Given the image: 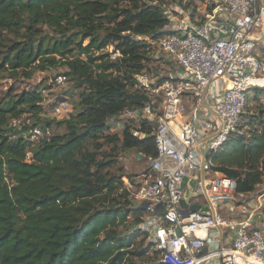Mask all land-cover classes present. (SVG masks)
Segmentation results:
<instances>
[{"label": "trees", "instance_id": "obj_1", "mask_svg": "<svg viewBox=\"0 0 264 264\" xmlns=\"http://www.w3.org/2000/svg\"><path fill=\"white\" fill-rule=\"evenodd\" d=\"M168 1L0 0V73L29 79L62 66L80 89L79 112L58 122L67 131L35 145L23 135L27 127L9 122L25 115L35 118L34 126L52 127L40 124L42 93L24 91L0 104V264H132L145 253L133 247L135 236L150 237L138 228L148 208L135 203L117 163L126 151L146 161L157 155L153 126L141 122L139 138L131 125L121 133L112 128L125 109L148 99L137 75L173 78L158 73L154 46L141 39L168 32ZM209 2L205 13L217 4ZM110 46L121 56L112 60ZM261 88L248 100L263 98ZM238 131L212 156L213 169L234 179L238 193H250L264 183V122L251 115ZM131 214L137 219L127 236L121 227ZM155 251L154 264H162Z\"/></svg>", "mask_w": 264, "mask_h": 264}, {"label": "built area", "instance_id": "obj_2", "mask_svg": "<svg viewBox=\"0 0 264 264\" xmlns=\"http://www.w3.org/2000/svg\"><path fill=\"white\" fill-rule=\"evenodd\" d=\"M216 1L211 12L195 19L168 15V32L155 41L141 38L151 42L156 57L174 62L177 73L162 81L160 75H137L148 99L125 109L112 128L123 132L131 125L139 138L141 122L153 126L157 155L148 157L150 169L127 180L126 187L153 215L138 228L150 233L162 264H264V183L238 193L236 181L215 171L212 159L239 132L250 92L264 88V56L255 53L253 37L264 25V0ZM110 47L112 60L121 56ZM68 110L61 100L50 114L61 117ZM9 123L17 130L27 127L32 145L53 136L52 127L34 126L25 115ZM184 198L200 209L182 208ZM225 234L231 235L229 243Z\"/></svg>", "mask_w": 264, "mask_h": 264}, {"label": "rangeland", "instance_id": "obj_3", "mask_svg": "<svg viewBox=\"0 0 264 264\" xmlns=\"http://www.w3.org/2000/svg\"><path fill=\"white\" fill-rule=\"evenodd\" d=\"M182 2V3H181ZM170 3V4H169ZM167 14H172L177 19H183L187 14H191L192 11L196 10V13L199 15H204V10L207 7L211 6L209 0H169L167 3ZM48 33V32H47ZM50 34V33H48ZM88 43L85 41V44ZM109 49L111 47H108ZM158 53V51H156ZM155 54V52H154ZM153 58L156 59L155 63L158 73H170L175 74L176 65L174 62L167 61L162 54L160 56L153 55ZM66 68L62 66L52 67L45 71H36L33 76L29 79L24 78L23 76L15 77L8 71L0 73V104H3L4 101H9L15 99V96L20 95L24 91H39L44 97L42 104L43 110L45 112L42 115L40 124L45 125L47 122H51L53 129V135L61 134L67 131L65 126H59L58 122L68 117L70 114L78 113L80 109H75L74 103L79 99L80 89L74 88L73 81H70L68 78L64 82H59L58 77L60 75H65ZM155 74V73H154ZM263 88H261L262 90ZM253 89L252 91H254ZM252 93V92H251ZM250 93V94H251ZM264 98V90L262 95ZM262 99V98H261ZM261 99H255L254 94L249 98L246 109L244 111V117L241 119V125L244 124V120L248 119L251 115H259L260 119L262 118L264 122V102ZM61 100H66L69 105V111L63 116L53 119L50 114L52 105L58 103ZM33 122L35 118H30ZM246 124V122H245ZM248 127H244L243 131H246ZM26 132V131H25ZM121 133V131H115ZM24 137H27V133L23 134ZM135 150L122 152L118 158L117 167L119 171L124 172L127 176L124 177V181L129 180L134 175H138L143 172L148 167V162L143 160L141 155L139 157ZM32 153H28V160H31ZM200 202L205 203L204 195L201 194ZM135 203H143V201L135 200ZM145 220L151 218L153 215L146 213L142 214ZM137 217L133 214L129 216L128 223L121 227L124 235H131L133 233L131 225L136 221ZM140 248L145 251L143 255L137 254L133 258L132 264H154L155 260V250L157 246L153 242L151 237L143 239V235L135 236L134 238V247L135 251H139ZM159 258H162L161 253H159Z\"/></svg>", "mask_w": 264, "mask_h": 264}, {"label": "crops", "instance_id": "obj_4", "mask_svg": "<svg viewBox=\"0 0 264 264\" xmlns=\"http://www.w3.org/2000/svg\"><path fill=\"white\" fill-rule=\"evenodd\" d=\"M217 32H218V30H217ZM225 35H226V33H224V36ZM253 37L258 39L257 48H256L255 53L258 56H264V25L254 33ZM212 116L215 117L214 113H213ZM138 155L140 157V154H138ZM230 240H231V235L230 234H225L224 242L229 243Z\"/></svg>", "mask_w": 264, "mask_h": 264}, {"label": "water", "instance_id": "obj_5", "mask_svg": "<svg viewBox=\"0 0 264 264\" xmlns=\"http://www.w3.org/2000/svg\"><path fill=\"white\" fill-rule=\"evenodd\" d=\"M187 178L184 179V183L182 187H184L185 183L187 182ZM191 185L194 186V181L191 182ZM181 207L184 209H191L192 211H198L200 209V205H188L186 198L182 199L181 202Z\"/></svg>", "mask_w": 264, "mask_h": 264}, {"label": "bare ground", "instance_id": "obj_6", "mask_svg": "<svg viewBox=\"0 0 264 264\" xmlns=\"http://www.w3.org/2000/svg\"><path fill=\"white\" fill-rule=\"evenodd\" d=\"M263 84H264V80H263V82H262Z\"/></svg>", "mask_w": 264, "mask_h": 264}]
</instances>
